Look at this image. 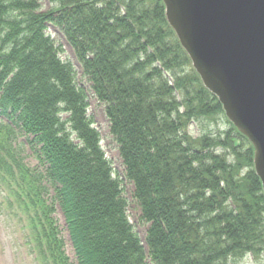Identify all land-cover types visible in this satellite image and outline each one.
Segmentation results:
<instances>
[{"label": "trees", "instance_id": "trees-1", "mask_svg": "<svg viewBox=\"0 0 264 264\" xmlns=\"http://www.w3.org/2000/svg\"><path fill=\"white\" fill-rule=\"evenodd\" d=\"M48 2L53 7L42 11L38 0H0V113L40 144L46 164L42 178L19 169L10 182L37 262L69 263L52 216L57 204L78 264H238L247 254L259 264L264 196L252 148L233 126L189 133L192 122L218 121L222 108L192 69L161 0ZM48 24L74 48L104 106L121 179ZM8 139L0 134V168L14 178ZM123 181L148 224L144 242L128 220Z\"/></svg>", "mask_w": 264, "mask_h": 264}, {"label": "water", "instance_id": "water-1", "mask_svg": "<svg viewBox=\"0 0 264 264\" xmlns=\"http://www.w3.org/2000/svg\"><path fill=\"white\" fill-rule=\"evenodd\" d=\"M203 86L253 148L264 195V0H162Z\"/></svg>", "mask_w": 264, "mask_h": 264}, {"label": "rangeland", "instance_id": "rangeland-1", "mask_svg": "<svg viewBox=\"0 0 264 264\" xmlns=\"http://www.w3.org/2000/svg\"><path fill=\"white\" fill-rule=\"evenodd\" d=\"M41 10L46 11L53 7V4L49 3L47 0H38ZM47 33L52 35V38L55 41L56 45H60L62 47V51L60 52V57L63 60H69L73 68L75 70L76 81L80 86H82L88 96V113L93 118V126L100 133V145L104 150L106 156L109 158L112 164V168L114 170V174L119 176L121 179L122 174H124V166L121 162V158L118 153V145L113 139V136L109 131V122L106 117L104 106L100 103L95 95L92 93L90 83L86 80V78L82 74V68L79 64V61L76 57V53L74 48L67 41L63 33L57 28H53L48 26ZM216 121H212L210 125L199 124L197 121L192 122L188 127V131L192 136H198L203 131L210 130L214 133V131L219 130V132H229V123L226 121L225 117L222 115L218 118L215 116ZM221 133V136L223 137ZM231 139L235 136L231 133ZM236 137V136H235ZM238 138V137H236ZM230 139V147H232V141ZM240 142V146L234 149L237 153H244L245 147L243 146L241 140L237 139ZM22 154V157L25 161V164L28 166L30 170H35V167L41 169V166L38 164L36 158L32 155V153L26 148L18 147ZM231 149V148H229ZM229 149L224 150L229 155V159H233V154ZM229 151V152H228ZM233 155V156H232ZM235 157V156H234ZM42 171L40 170L39 173ZM123 193L128 199V207H127V216L134 228V231L137 233L139 238L144 242V238L146 235V231L148 228V224L142 222L140 220V208L138 204L130 197L131 187L123 181ZM6 193V190H5ZM57 217L59 219V224L61 226L62 236L66 239L67 242V232L64 228L63 219L61 214L57 213ZM20 230L18 229V225L13 220H5L3 216L0 214V264H33V260L31 258V253L23 246L20 245ZM67 253L72 256L71 248L69 244H66ZM148 264H152L149 259L147 260ZM259 264H264V253H261V256L258 257ZM238 264H257L252 255L247 254L243 259L239 261Z\"/></svg>", "mask_w": 264, "mask_h": 264}]
</instances>
